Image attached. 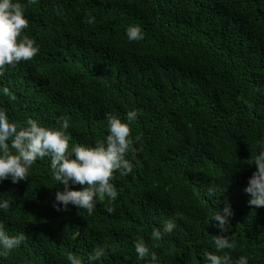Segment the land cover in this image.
<instances>
[{"label": "trees", "instance_id": "16d2710c", "mask_svg": "<svg viewBox=\"0 0 264 264\" xmlns=\"http://www.w3.org/2000/svg\"><path fill=\"white\" fill-rule=\"evenodd\" d=\"M20 2L29 19L23 34L40 51L0 75L10 120L57 127L66 115L70 143L94 144L108 134L106 113L124 121L137 109L131 134L139 140L135 159L128 156L133 171L114 174L116 199L100 201L92 215L53 207L63 186L49 157L32 165L28 180L0 183V204L8 203L0 223L9 235L26 234L0 264H69V253L88 264L104 244L99 264H155L137 259L139 238L159 264H205V251L222 254L213 242L220 230L208 221L226 202L237 247L223 251L264 264V207L250 206L244 191L264 139V0ZM135 24L141 41L127 39ZM169 219L172 234L155 240Z\"/></svg>", "mask_w": 264, "mask_h": 264}, {"label": "clouds", "instance_id": "9594fccd", "mask_svg": "<svg viewBox=\"0 0 264 264\" xmlns=\"http://www.w3.org/2000/svg\"><path fill=\"white\" fill-rule=\"evenodd\" d=\"M37 0H29L36 3ZM88 24L95 22V17L86 18ZM29 25L25 15V6L20 0H0V75L6 66H16L22 61L32 60L40 51L34 39L24 35V29ZM129 41H141L145 32L139 24L129 25L126 30ZM5 95L8 89H2ZM108 134L106 138L97 139L94 144H75L72 141L70 117L57 118V127H45L38 120L28 118L23 124L10 120L7 110L0 107V183L10 180L13 184L28 180L32 165L37 160L50 158L52 177L63 186L57 190L53 207L57 211L67 210L69 205L85 209L92 215L97 204L105 198L111 204L118 195L113 183L115 173L125 176L133 171V160L137 149L134 143L139 137L132 136L131 124L138 118V110L131 109L126 113V120L112 113L105 114ZM260 150L254 158L256 171L248 180L244 191L250 195V206L264 207V139L259 141ZM14 150V151H13ZM129 154L133 160L128 159ZM138 164V161L136 162ZM82 186L74 189L73 186ZM7 201L0 204L6 208ZM108 213L114 208L108 206ZM233 215L230 203L226 202L221 210L214 211L210 222L220 230L219 235H213L216 254L205 251V264H248V257L240 255L233 258L225 249L237 247L235 239L229 235V217ZM176 224L173 219L164 222L162 228L155 229L152 236L155 240L163 239L165 234H172ZM26 240L24 232L9 235L0 223V257L7 258L13 249L18 248ZM109 245L98 246L88 254V264H99ZM138 260L150 257L152 262L159 264L158 257L143 238L134 242ZM69 264H83L75 254L67 256Z\"/></svg>", "mask_w": 264, "mask_h": 264}]
</instances>
